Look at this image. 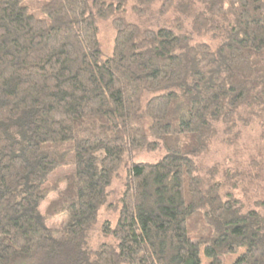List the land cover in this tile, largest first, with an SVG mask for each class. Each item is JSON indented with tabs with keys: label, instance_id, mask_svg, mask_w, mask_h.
Returning a JSON list of instances; mask_svg holds the SVG:
<instances>
[{
	"label": "trees",
	"instance_id": "obj_1",
	"mask_svg": "<svg viewBox=\"0 0 264 264\" xmlns=\"http://www.w3.org/2000/svg\"><path fill=\"white\" fill-rule=\"evenodd\" d=\"M152 7L171 20H127ZM249 127L264 137V0H0V264H264V154L202 164Z\"/></svg>",
	"mask_w": 264,
	"mask_h": 264
},
{
	"label": "rangeland",
	"instance_id": "obj_2",
	"mask_svg": "<svg viewBox=\"0 0 264 264\" xmlns=\"http://www.w3.org/2000/svg\"><path fill=\"white\" fill-rule=\"evenodd\" d=\"M157 8L152 7L151 13H147L146 20L139 19L136 14L131 12V10L127 9V20L133 23H138L140 21L152 24V25H163L165 23H168L171 19L169 17H158L156 14ZM115 38V29L111 23L110 20H101L98 22V41L100 43L101 51L103 56L108 57L112 53L113 49V43ZM195 41L206 43L211 45L212 47H215V41L211 39L210 35L203 36L196 38ZM215 44V45H214ZM214 45V46H213ZM264 154V137L262 132L258 130L256 127H249L244 129V131L241 133L239 140L237 142V145L232 147H227L223 144H221L219 141H217L205 161L202 163L205 169H208L210 167H217L219 169L223 168L224 170H227L230 168H236V166L239 167V169H242V164L245 163L247 166L249 165V161L251 160L253 164H261L258 160L262 161V158L260 157V154ZM159 158L158 154H138L136 156L135 162H147V163H153L157 161ZM262 168V166H261ZM259 169V172L261 170ZM60 175V174H58ZM61 176V175H60ZM123 179L124 175L121 174L120 177H116L112 183L111 188V197L112 203L110 204H117V198H119V194L122 191V185H123ZM258 181V180H257ZM63 184H61V188ZM56 198V194H49L48 198L42 203L40 206V211L44 213V210L46 206ZM115 202V203H114ZM105 208H108V206L104 207L99 214L98 218V225L95 229H93V238L94 240H97L99 237V226L102 224L105 220L109 221L110 223L114 224L116 221L117 213L116 212H107ZM66 217L64 215H60L57 217L52 218L51 220L47 221V225L51 228H60L64 222ZM206 264V262H204Z\"/></svg>",
	"mask_w": 264,
	"mask_h": 264
}]
</instances>
